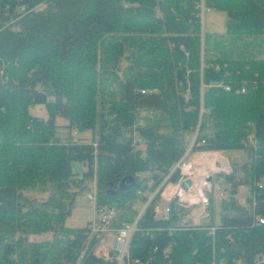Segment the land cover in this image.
I'll return each instance as SVG.
<instances>
[{
    "label": "trees",
    "instance_id": "obj_1",
    "mask_svg": "<svg viewBox=\"0 0 264 264\" xmlns=\"http://www.w3.org/2000/svg\"><path fill=\"white\" fill-rule=\"evenodd\" d=\"M42 1L0 0V264H75L83 227L64 221L79 190L93 181L98 202L120 208L116 223H132L137 192L158 187L184 154L187 132H196L192 151L244 150L240 175L232 166L224 176L231 195L264 177V0H50L4 26L17 5ZM202 8L225 13L223 34L204 29ZM35 105L49 118L32 116ZM55 116L68 129L91 130V140L56 137ZM250 133L256 148L243 142ZM75 163L86 166L81 177ZM39 185L48 191L42 202L25 195ZM255 201L264 216V194ZM209 210L200 227L144 235L145 226H178L182 212L172 204L170 220L156 221L148 206L130 256L159 261L152 247L171 243V264H233L264 249V224L251 226L233 196L222 203L214 240ZM45 231L52 240L29 241ZM81 263L113 264L87 255Z\"/></svg>",
    "mask_w": 264,
    "mask_h": 264
},
{
    "label": "built area",
    "instance_id": "obj_2",
    "mask_svg": "<svg viewBox=\"0 0 264 264\" xmlns=\"http://www.w3.org/2000/svg\"><path fill=\"white\" fill-rule=\"evenodd\" d=\"M51 3L53 2L50 0L42 1L30 8L26 7L25 4H19L14 9V14H16L15 18L4 26H10L15 19L17 20L22 15L37 11L39 10V6H46ZM11 29H14V27H11ZM3 67L4 63L1 61L0 74L3 73ZM218 86H222L226 90L230 89L228 84L219 83ZM237 91L244 92L245 87L240 86ZM138 125H142V122L139 121ZM133 133V144L139 148L143 147L144 142L137 135V131L134 130ZM247 141L256 148L252 133L248 134L246 139L243 140L244 143ZM194 142L195 139L190 148L194 145ZM222 151L223 150H202V152H200V150H196L198 154H205L207 157L199 155V159L192 160L191 164H193V167L192 165L191 167L194 176L190 174L186 178L178 176L176 181H172V174L178 172V168L181 169L184 166L183 164L182 166L179 165L181 158L184 157L183 154L151 194L141 191L137 192L138 198L134 201L133 208L138 214L132 223L121 222L117 224L116 220L121 212L120 208L114 203L104 204L98 202L96 189L95 186H93L87 192V198L92 203V216L83 226V231L80 235L78 259H82L87 255L93 256L103 262L113 264H143L144 262L139 258L130 256L129 244L133 233L138 229L137 222L148 206L152 208V217L156 221L170 220V207L172 204L181 208L182 212L178 213V226H170L168 228L163 226H145L140 229L144 235H151V232L160 233L165 229L171 232L177 229H186L188 227H200L203 222H207L204 220L205 218H207V220L211 218L209 208L210 205H212V197L209 195L219 190V188L222 187L221 183L224 176L232 172L230 163H228V161L226 163V160L222 157ZM262 153L264 154V147L262 148ZM209 154H214L215 158L216 156H221L222 158H214V166L212 168L201 169L200 165H198L200 164L199 160L202 161L206 158L209 161ZM224 163H226V165H224ZM189 167L190 163L187 165V170H189ZM192 171L190 170L189 172L192 173ZM181 174H183V172H181ZM260 194H264V177L256 180L252 188L244 183L238 184L235 193L232 195L239 206L247 208V210L251 212L253 218L251 226L264 224V216L255 212V197ZM142 196L146 197L145 201L141 200L140 197ZM218 224L219 223H215L214 225L206 227L208 234L213 237V240ZM226 237L232 239L231 234H227ZM151 251L152 253H158L160 255L161 259L159 261H165L171 264V243L164 247L155 245L152 247ZM233 264H264V249L255 253L250 259L239 257L233 261Z\"/></svg>",
    "mask_w": 264,
    "mask_h": 264
},
{
    "label": "rangeland",
    "instance_id": "obj_3",
    "mask_svg": "<svg viewBox=\"0 0 264 264\" xmlns=\"http://www.w3.org/2000/svg\"><path fill=\"white\" fill-rule=\"evenodd\" d=\"M52 7L53 3L50 5L46 6H39V10L41 11L46 9L47 7ZM200 17H201V23L204 25V29L208 31L209 33L213 35H220L223 34L225 31V13L222 11L214 10V9H207L205 8L202 12H200ZM188 93L186 92L183 97L188 98ZM29 113L34 116L41 118L43 121L49 118V112L45 108L44 105H35V106H30L28 108ZM141 116L145 115L144 112H141ZM55 121V129H54V135L56 137H59L60 139L64 140L67 138H71L72 140H81V141H90L92 138V132L89 129L85 130H78L76 128L68 129L66 127L67 125V120L60 117V116H55L54 117ZM196 132H190V133H184L183 137L185 140V152H184V157L181 158V161L179 163L180 166L182 164L184 165L181 169L178 168V175L183 176L186 178L189 174L191 176H194V173L192 171L193 164H191L192 160L194 159H199L200 156L207 157L205 154H198L196 151L192 152L190 150V146L193 143L195 139ZM202 152V150H200ZM200 155V156H199ZM211 156L210 160L208 161L206 158L203 159L202 161L199 160L200 167L201 169H208L209 167H213V160L215 158L214 154H209ZM222 157L226 160V163H230L231 167L236 166L237 168V176L240 175V167L247 161V157L245 155L244 150H232V151H222ZM221 156H216L217 159L222 158ZM215 158V159H216ZM190 163V167L187 170V165ZM224 163V165H226ZM192 165V167H191ZM86 170V166L81 164V163H75L74 164V171L76 172L77 176L81 177V174ZM192 171L190 173L189 171ZM183 172V174H181ZM138 178L140 179H145L147 182V179L150 178L149 173H140L138 174ZM148 183V182H147ZM151 183V182H150ZM94 186V182L92 181L91 183L89 182L87 186L79 190V194L75 197L74 201V206L72 208L70 216L64 221V226L65 227H79V226H84L86 221L90 218L93 208H92V203L90 200L87 198V192ZM219 188V190L215 191L214 194L209 195L212 197V206L214 209V221L216 223L220 222V216H221V209H222V203L228 202V198H230L231 195V184L228 182H225L224 179H222V183ZM148 194H151L152 192L148 191L146 192ZM25 195L29 199H34L36 202H42L46 200L48 197V191L46 189L43 190L41 186L39 185L35 189H30L25 192ZM209 218V217H208ZM204 221H209L207 218H205ZM82 226V227H83ZM55 233L52 231H45L42 233H37V234H30L28 236L29 241L33 242H42V241H47V240H52L53 235ZM59 237L60 235L57 234ZM83 261L82 259H78L75 264H82L81 262Z\"/></svg>",
    "mask_w": 264,
    "mask_h": 264
},
{
    "label": "water",
    "instance_id": "obj_4",
    "mask_svg": "<svg viewBox=\"0 0 264 264\" xmlns=\"http://www.w3.org/2000/svg\"><path fill=\"white\" fill-rule=\"evenodd\" d=\"M143 264H168V263L165 261H158L154 256H151Z\"/></svg>",
    "mask_w": 264,
    "mask_h": 264
},
{
    "label": "crops",
    "instance_id": "obj_5",
    "mask_svg": "<svg viewBox=\"0 0 264 264\" xmlns=\"http://www.w3.org/2000/svg\"><path fill=\"white\" fill-rule=\"evenodd\" d=\"M202 12H203V11H202ZM91 216H92V214H91ZM91 216H90V218H91ZM90 218H89V219H90ZM89 219H88V220H89ZM88 220L86 221V223L88 222ZM86 223H85V224H86ZM82 226H83V225H82ZM82 226H79V227H82Z\"/></svg>",
    "mask_w": 264,
    "mask_h": 264
},
{
    "label": "bare ground",
    "instance_id": "obj_6",
    "mask_svg": "<svg viewBox=\"0 0 264 264\" xmlns=\"http://www.w3.org/2000/svg\"><path fill=\"white\" fill-rule=\"evenodd\" d=\"M209 158H211V156H208ZM167 191V190H166Z\"/></svg>",
    "mask_w": 264,
    "mask_h": 264
}]
</instances>
